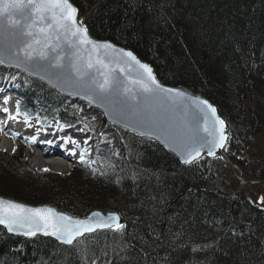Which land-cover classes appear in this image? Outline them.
Returning a JSON list of instances; mask_svg holds the SVG:
<instances>
[{"label": "trees", "instance_id": "trees-1", "mask_svg": "<svg viewBox=\"0 0 264 264\" xmlns=\"http://www.w3.org/2000/svg\"><path fill=\"white\" fill-rule=\"evenodd\" d=\"M71 1L88 15L84 25L94 38L132 50L161 83L213 103L227 125L224 151L235 170L264 180V0ZM23 93V111L77 123L45 85L32 80ZM118 137L122 166L110 162L118 183L96 174L89 180L84 166L68 178H34L22 154L0 153V196L74 217L98 210L126 220L120 232L101 230L71 246L0 228V264H264V209L234 194L238 183L220 158L183 165L155 142L123 130ZM72 178L88 179L74 190L66 184Z\"/></svg>", "mask_w": 264, "mask_h": 264}, {"label": "snow or ice", "instance_id": "snow-or-ice-1", "mask_svg": "<svg viewBox=\"0 0 264 264\" xmlns=\"http://www.w3.org/2000/svg\"><path fill=\"white\" fill-rule=\"evenodd\" d=\"M77 16L78 9L70 0H0V37L5 33L8 36L6 46L0 47V65L14 66L31 75L44 72L42 78L50 82L56 77L58 83L62 80L77 88L75 94H82L90 104L113 102L115 107L118 102V115L125 119L134 117L140 128H149L169 146H175L185 164L197 161L204 151L215 156L217 149L226 148V123L216 115V108L206 100L197 99V108L203 116L193 114L191 120L182 118L179 122L169 123L156 113L155 108L163 109L170 99L174 101L186 94L161 85L152 67L142 63L133 52L92 39L88 28L83 21H78ZM101 50L104 58H101ZM109 51L118 53V57L109 58ZM133 66L137 68L134 77L129 71ZM117 69L125 74V78H121ZM9 103L10 98L0 97L3 105L0 114H7L14 121L22 114L24 123L32 127L28 112H21V102L17 101L16 116L10 114ZM206 109L210 110L211 122ZM56 127L64 131L74 125L57 124ZM133 127L135 130V125ZM3 131L5 128L0 124V132ZM36 131L39 133L41 129ZM148 134L140 131L141 136ZM19 135L11 133L13 139ZM31 139L35 141L37 137ZM61 139L79 147V142L71 136ZM43 143L51 145L54 141L45 140ZM81 152L83 162L88 149H81ZM44 171L50 170L46 168ZM261 203H264V197H261ZM0 225L6 226L9 232L26 237L38 233L51 235L68 245L81 243L78 238L97 230L120 232L126 227L115 213L105 217L94 212L89 219H73L52 208H32L3 198H0Z\"/></svg>", "mask_w": 264, "mask_h": 264}, {"label": "water", "instance_id": "water-1", "mask_svg": "<svg viewBox=\"0 0 264 264\" xmlns=\"http://www.w3.org/2000/svg\"><path fill=\"white\" fill-rule=\"evenodd\" d=\"M70 2L73 4V2L71 0H70ZM78 15H79V10H78ZM77 19H78V16H77ZM88 34H89V36L92 39H94V40H96L98 42H109V43L113 44L116 48H122V49H125L126 51L133 52L132 50L123 48L121 46H118V45L114 44L113 42L103 41V40L96 39V38H94L90 34L89 30H88ZM7 42H8V36L5 33L2 37H0V47L6 46ZM133 54L142 63H147V62L143 61L141 58H139L134 52H133ZM107 55H108L109 58L118 57V53L112 52V51H109L107 53ZM101 58H104V52H103V50H101ZM148 65L150 67H152L150 64H148ZM0 66H2L4 68H7V69H12V70L19 71V72L23 73L24 75H26V76H28V77H30L32 79L41 81L43 84H45L49 88L55 90L56 92H58V93H60V94H62L64 96H66V97H69V98H72V99H76V100H80V101H82V102H84V103L92 106L93 108L99 110L104 115V117L106 118V120L109 123H111L112 125H115L118 128H120V129H122V130H124V131H126V132H128L130 134L136 135V136H138V137H140L142 139L150 140L152 142L157 143L165 151H167L168 153H170L171 155H173L183 165H191L192 164V163L191 164H185L183 162V158L181 157V155L179 154V152L175 150V146H169V144L165 143V141L163 140V138H158L157 137V134H153L150 131L149 128H146V127L145 128H140L139 125H137L135 123V118L134 117L129 116L127 119H125V118H122L120 115H118L117 114V111H118V108L120 107L119 104H118V102H115V107H114L113 102H105L103 105H101V104H90L88 101H86L83 98V95L82 94L81 95H76L75 94L76 91L78 90L77 88H75L73 86H70L68 84L63 83L62 80L58 83L56 77H52L51 82H50L49 79L42 78L45 75L44 72H40L39 75H31V74H29L27 72H24L22 69H18V68L14 67V66L13 67H8L6 65H0ZM152 69H153V67H152ZM129 71L131 72L132 76L134 77L135 76V73L137 71V68L135 66H133L132 68L129 69ZM117 72L119 73V69H117ZM153 73L156 76L157 81L161 85H163L164 87L178 89V90H180V91H182L183 93L186 94L184 97H177V98H175L174 101L170 99L168 101L167 105L163 109L155 108L156 113L158 115H162L169 123L179 122L182 118H186V119L191 120L193 114H198L199 116H203V113H200L199 112V109L197 108V105H196L197 99L208 101V103L211 104L217 110V107L213 103H211L208 99H206L205 97H203V96H201V95H199L197 93H194V92H192L191 90H189V89H187L185 87H172V86H167V85H165V84H163V83L160 82V80L158 79V77H157L154 69H153ZM119 75L121 76V78H125V74L124 73H119ZM189 97H191V99H189ZM204 107L206 108V106H204ZM207 111L209 112V122H211V113H210V110H207ZM149 114H151V113H149ZM216 115L221 118L218 110L216 111ZM133 125H135V130H134ZM140 131H145V132H148L149 134L148 135H145V136H141L140 135ZM226 135H227V126H226ZM203 157L210 158V159L220 158L224 162L225 166L230 170L232 176L240 184V188L241 189L245 190V189H247L249 187H262V188H264V181L263 180H252V181H250V180H246V179L240 177L236 173L235 169L233 168V165H232L231 161L229 160V158L227 157V155L225 154L224 149H217L215 156H209V155H207V152L204 151V152H202L201 157L198 158V160L201 159V158H203ZM0 198L7 199V200H11V199H8V198L2 197V196H0ZM12 201L17 202V203L24 204V205H26L28 207H32V208H44V207L52 208L56 212L63 213L65 215H68V216L72 217L73 219H81V220L89 219L90 217H92V213H94V212H100V211H93L87 217H74V216H71V215H69V214H67L65 212H60V211H58L57 209H55V208H53L51 206H46V205H43V206H33V205L26 204V203L18 202V201H15V200H12ZM100 213L103 216H105V217L109 214V213H103V212H100ZM115 214H117V213H115ZM117 215H119V214H117ZM119 217H120V223H123L125 225L126 224V220H124L120 215H119ZM0 228L4 229L5 232L7 234L11 235V236H18V237H24V238H33V237H26V236H24L22 234L9 232L7 230V228H6V226H4V225H0ZM103 230H110V229H103ZM97 231H100V230H97ZM96 232H94V233H96ZM94 233H91V234H94ZM86 235H90V234H85V236ZM34 237L49 238V239H52V240L56 241L57 243H59L61 245L71 246V245L62 243L60 240L56 239L55 237H53L51 235H47L46 236V235H43L42 233H38ZM81 238H83V237H81ZM81 238H78V239H81Z\"/></svg>", "mask_w": 264, "mask_h": 264}, {"label": "rangeland", "instance_id": "rangeland-1", "mask_svg": "<svg viewBox=\"0 0 264 264\" xmlns=\"http://www.w3.org/2000/svg\"><path fill=\"white\" fill-rule=\"evenodd\" d=\"M88 15L85 14H80L78 15V20L79 21H83V24H85V21L87 20ZM8 74L13 75L14 77L11 76V81L12 83H14L15 81L18 82V85H16L17 88H22L23 86H29L31 85V83L26 79V77L20 76L18 74H16L15 72H9L6 71ZM9 83V82H8ZM65 99L64 105L70 110V111H74L77 118H78V123L74 124V127H68V129H74L76 126L81 125L82 126V136L86 135L87 132V136L89 139V144H85V145H81L82 148L81 149H88V154L86 156H84V160L82 163H84L86 166H88L89 171L87 173H85L86 176H88L89 180H92L94 174L98 175V176H102V177H108L111 178L110 180H112V178H114L113 182L118 183V175L114 173V171L116 170V168H118L117 166H122V162H123V154L120 151V148L118 146V139H119V129L113 125H111L110 123H108L104 117L103 114L100 117L99 113L97 110L91 108L90 106H84L81 103H79L76 100L73 99H68L66 97H63ZM34 105V103H33ZM85 112V113H84ZM40 115V114H39ZM90 116H94L93 118L95 119V121L92 123L91 121L87 120L88 117ZM37 119H34V121H36ZM54 121H59L56 118H53L52 120L49 121L48 125H51ZM39 122V121H36ZM41 123V122H39ZM61 123V122H60ZM63 124V123H61ZM66 124V123H64ZM72 125V124H71ZM102 126V129L100 130H96V133L98 134L99 138H96L93 133V129H96L97 127ZM113 129V130H112ZM107 130V134L111 137V139L108 141V143L104 142V137L103 134L105 133V131ZM102 135V136H101ZM13 149H15V151H13ZM30 151V149H29ZM15 152L22 154L23 156V164L26 167V172L28 174H30L31 176H33L34 178L42 176L45 173H53L56 174L58 176L61 177H67L68 176H72L73 171L71 169H65V167H61V168H56L50 164H47V166L45 168H43L42 170H35L31 164H32V160L30 158V155H28V149H24L23 143L22 141L18 140L16 143H14V145L6 146V145H0V153L1 154H5V155H13ZM112 160V162L117 165L114 170L111 168L112 167V163H110ZM51 162V161H48ZM81 162L80 159H78V163ZM75 165H72V168H74ZM49 169L50 171L45 172L44 169ZM109 168V169H107ZM59 169V170H58ZM72 171V172H71ZM71 172V173H70ZM76 172V171H75ZM70 173V174H69ZM119 173V179L120 177H122V172H118ZM88 178H80V179H68L66 184H70L71 187L74 188V190H77V188H81L83 187V185H85V181ZM74 182V183H72ZM61 184V183H60ZM59 184V185H60ZM65 184V183H64ZM63 184V185H64ZM75 184V185H73ZM62 187H65L63 186ZM22 190H25L24 186H22ZM92 187V186H91ZM68 188V187H67ZM76 188V189H75ZM96 188V186L94 187ZM239 186H237V189L235 190V192L239 191ZM91 193V197L93 198H97L100 199V192L95 191V190H90ZM242 193H245L247 198L256 206H258L259 208L264 209V203H261V197H264V189L260 188V187H253V188H248L245 191H241ZM17 201V200H16ZM22 202V201H20ZM100 202V201H99ZM107 202V201H106ZM22 203H26V202H22ZM100 203H105L104 202H100ZM107 206L109 205L110 207L114 206V203L112 204V202H108L106 204Z\"/></svg>", "mask_w": 264, "mask_h": 264}, {"label": "bare ground", "instance_id": "bare-ground-1", "mask_svg": "<svg viewBox=\"0 0 264 264\" xmlns=\"http://www.w3.org/2000/svg\"><path fill=\"white\" fill-rule=\"evenodd\" d=\"M38 83L43 84L41 81L35 80ZM44 85V84H43ZM79 103H81L82 105H86L87 104L78 101ZM85 113V112H84ZM100 117L102 116L101 112H98ZM94 116H90L87 118V120L91 121L92 123L95 121V119L93 118ZM57 124H61L59 121H54L51 125H49L48 127V135H43L40 138H37L35 141L31 142L30 146L32 148V150H30L28 152L29 153H33L34 154V160L32 161L31 166L35 169V170H42L43 168H45L47 166V164L50 165H54V159L55 157H58L56 155H58V152H61L62 149L65 150V152H67L69 154V158L72 159L74 157L73 155V150L70 149L77 147L75 144H72L71 142H65V140L61 139L62 137H67V136H71L73 137V139H75L76 141L79 142V147L78 148H82V144H89V139L87 136V132L85 136H82V131H80L82 129L81 125L76 126L74 129H68L65 128L64 131H60L56 125ZM41 126H36L33 125L32 126V131L34 132V136L35 132H37V129H40ZM102 129V126L97 127L96 129H93V133L95 134L94 136L96 138H99L98 134L96 133V130H100ZM113 130V129H112ZM33 135V134H32ZM102 136V135H101ZM103 139L105 143H108V141L111 139V137L107 134V130L105 131V133L103 134ZM45 140H52L54 141L53 144H46L43 143V141ZM87 140V143H85L84 141ZM24 142H27L28 140H26L25 138H23ZM51 161V162H48ZM61 166V164H60ZM3 197V196H2Z\"/></svg>", "mask_w": 264, "mask_h": 264}]
</instances>
